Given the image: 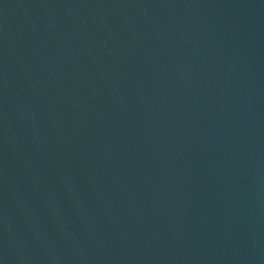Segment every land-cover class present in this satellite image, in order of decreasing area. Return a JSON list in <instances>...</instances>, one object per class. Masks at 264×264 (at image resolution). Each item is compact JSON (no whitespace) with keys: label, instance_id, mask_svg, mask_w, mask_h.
Segmentation results:
<instances>
[{"label":"water","instance_id":"95a60500","mask_svg":"<svg viewBox=\"0 0 264 264\" xmlns=\"http://www.w3.org/2000/svg\"><path fill=\"white\" fill-rule=\"evenodd\" d=\"M0 264H264V0H0Z\"/></svg>","mask_w":264,"mask_h":264}]
</instances>
